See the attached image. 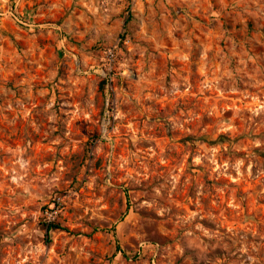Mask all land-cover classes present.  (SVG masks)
<instances>
[{
  "label": "rangeland",
  "instance_id": "1",
  "mask_svg": "<svg viewBox=\"0 0 264 264\" xmlns=\"http://www.w3.org/2000/svg\"><path fill=\"white\" fill-rule=\"evenodd\" d=\"M0 264H264V0H0Z\"/></svg>",
  "mask_w": 264,
  "mask_h": 264
},
{
  "label": "built area",
  "instance_id": "2",
  "mask_svg": "<svg viewBox=\"0 0 264 264\" xmlns=\"http://www.w3.org/2000/svg\"><path fill=\"white\" fill-rule=\"evenodd\" d=\"M16 20L21 23V24H26L24 20H22L21 18H19L18 16H15ZM106 57L108 60V64H109V68L111 69V63L114 60V52L112 50H108V52L106 53ZM107 132V128H106V122L103 121L102 123V127H101V133L102 135H105ZM47 213V217H51L52 214L51 212H46Z\"/></svg>",
  "mask_w": 264,
  "mask_h": 264
},
{
  "label": "trees",
  "instance_id": "3",
  "mask_svg": "<svg viewBox=\"0 0 264 264\" xmlns=\"http://www.w3.org/2000/svg\"><path fill=\"white\" fill-rule=\"evenodd\" d=\"M127 20H125V22H126ZM104 81H106V80H102V82L104 83ZM53 227H58L56 224H54V223H52V222H48L47 224H46V229L47 230H49V229H51V228H53Z\"/></svg>",
  "mask_w": 264,
  "mask_h": 264
}]
</instances>
